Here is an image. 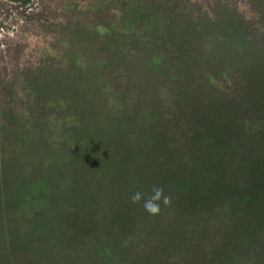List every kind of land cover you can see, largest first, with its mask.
<instances>
[{"label": "rangeland", "instance_id": "374dc122", "mask_svg": "<svg viewBox=\"0 0 264 264\" xmlns=\"http://www.w3.org/2000/svg\"><path fill=\"white\" fill-rule=\"evenodd\" d=\"M233 1L264 29V10ZM87 2L0 0V76L15 85L0 89V264H264V170L246 162L264 153V38L246 43L226 15L183 57L152 41L109 57L67 24ZM201 136L221 167L182 212ZM154 184L172 203L152 216L131 195Z\"/></svg>", "mask_w": 264, "mask_h": 264}, {"label": "trees", "instance_id": "16d2710c", "mask_svg": "<svg viewBox=\"0 0 264 264\" xmlns=\"http://www.w3.org/2000/svg\"><path fill=\"white\" fill-rule=\"evenodd\" d=\"M249 1L252 2H250L252 17L262 19L261 10H264V0ZM233 2V0H211L209 10L212 11V14H210L202 10L201 7L203 6L201 4H198L196 1L192 2V0L191 2L190 0H95L94 4L90 2L86 3L85 9L87 10L84 9L82 19L69 18L67 24L69 28H74L77 32L94 33L95 40L105 55L109 57L121 54L122 51H135L136 47H129L132 46V42H139L143 50L146 47L151 48L152 45H149L151 44L150 41L155 43L158 48H163L164 52L165 48L167 53L174 50L173 54H175L171 56L172 58L183 57L182 46L189 47L198 42L208 45V41L212 38H218L219 34L214 37L213 28H218L224 22L226 15L237 16L239 18L238 22L233 25L240 30L242 40L246 43L257 45L256 42L260 39L259 37L264 38V29L261 28L262 26L258 29H253L249 21L250 18L246 19L242 16L237 9L236 3ZM224 37L222 41L228 39L226 36ZM167 45H171L175 49L167 47ZM262 47H264V42L262 43ZM163 56L165 55L163 54ZM163 56L160 55L161 59ZM142 58H147V55H143ZM32 69H35L34 74H36L41 72L43 66L36 62V66ZM206 78L210 80L211 76L206 75ZM14 86V80L0 76L1 90L7 88L14 91ZM224 123L227 125V122ZM227 126H224V133ZM221 137L222 134L220 135V139ZM225 139L223 137V141ZM225 142L227 145V141ZM218 146L219 140L215 136L213 139H205L201 136L192 143L194 164H192L191 159L188 163V169H185V172L189 173L183 179H180L179 182L180 186L187 191L185 198L189 196V199L184 200V204L181 207V210L183 209L182 212H190V210L196 209V206L199 204L195 200L196 194L199 190H202L204 185L205 187H209L210 184L207 182L210 176L220 171V160L217 159V152L214 151ZM247 153L248 155L252 154L249 151ZM157 159L162 169L161 176L159 174V177H163L161 180V184L163 185L165 178H169L168 169H164V163L167 159L164 155ZM246 162L248 163L250 175L253 174L252 170L256 172L257 177L262 175V171L264 170V153H256V155H253L252 160L248 161L247 159ZM199 174L202 176H198ZM248 183L250 187L251 181ZM141 184L139 183L137 187L139 188ZM217 184L218 182H216ZM200 187L201 189H199ZM208 187L202 191L209 193L210 189ZM148 192H150V189ZM242 198L240 197V200ZM253 199L252 196H245L244 203L248 204ZM188 208L189 210L186 211Z\"/></svg>", "mask_w": 264, "mask_h": 264}, {"label": "clouds", "instance_id": "9594fccd", "mask_svg": "<svg viewBox=\"0 0 264 264\" xmlns=\"http://www.w3.org/2000/svg\"><path fill=\"white\" fill-rule=\"evenodd\" d=\"M131 201L134 204L142 202L143 209L152 216L158 215L161 212V204L165 207L171 206L172 197L165 194L162 186L152 185L148 194L136 191L131 195Z\"/></svg>", "mask_w": 264, "mask_h": 264}]
</instances>
